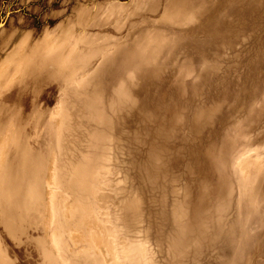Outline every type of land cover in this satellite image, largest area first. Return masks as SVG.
Returning <instances> with one entry per match:
<instances>
[{
  "label": "rangeland",
  "instance_id": "1",
  "mask_svg": "<svg viewBox=\"0 0 264 264\" xmlns=\"http://www.w3.org/2000/svg\"><path fill=\"white\" fill-rule=\"evenodd\" d=\"M0 264H264V0H0Z\"/></svg>",
  "mask_w": 264,
  "mask_h": 264
}]
</instances>
